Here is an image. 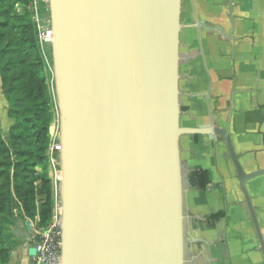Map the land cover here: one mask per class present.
I'll return each instance as SVG.
<instances>
[{
    "label": "water",
    "instance_id": "1",
    "mask_svg": "<svg viewBox=\"0 0 264 264\" xmlns=\"http://www.w3.org/2000/svg\"><path fill=\"white\" fill-rule=\"evenodd\" d=\"M181 1L48 0L60 264H185L184 135L224 140L264 259L245 185L264 168L246 173L227 131L179 122Z\"/></svg>",
    "mask_w": 264,
    "mask_h": 264
},
{
    "label": "crops",
    "instance_id": "2",
    "mask_svg": "<svg viewBox=\"0 0 264 264\" xmlns=\"http://www.w3.org/2000/svg\"><path fill=\"white\" fill-rule=\"evenodd\" d=\"M187 9L179 35L180 125L227 131L244 171L263 169L264 0H190ZM179 149L186 170L185 264H264L222 137L184 135ZM198 170L209 173L204 190L188 183V174ZM246 188L264 239V175ZM218 211L225 216L212 220ZM25 260L32 264L28 254Z\"/></svg>",
    "mask_w": 264,
    "mask_h": 264
},
{
    "label": "trees",
    "instance_id": "3",
    "mask_svg": "<svg viewBox=\"0 0 264 264\" xmlns=\"http://www.w3.org/2000/svg\"><path fill=\"white\" fill-rule=\"evenodd\" d=\"M30 5L31 0H0V77L12 120L6 140L0 137V264L8 261L6 244L15 219L34 221V228L43 231L54 207L46 179L54 101L46 82L52 75L37 42ZM187 179L198 190L210 183L204 170L189 173ZM37 182L46 193L43 200L38 199ZM223 216L219 212L211 219Z\"/></svg>",
    "mask_w": 264,
    "mask_h": 264
},
{
    "label": "rangeland",
    "instance_id": "4",
    "mask_svg": "<svg viewBox=\"0 0 264 264\" xmlns=\"http://www.w3.org/2000/svg\"><path fill=\"white\" fill-rule=\"evenodd\" d=\"M33 1L31 0L30 11L31 15L33 14ZM37 6L41 9V14L39 15V21H47L50 20L49 13L45 12L44 9L49 7L48 0H36ZM188 5V0H182V8H181V19L183 20L184 13L186 11ZM33 19L34 16L32 15ZM35 22V21H34ZM183 25V24H182ZM38 42V41H37ZM42 54V53H41ZM51 56L47 53V58ZM43 57V56H42ZM46 70H48L46 68ZM51 73V72H50ZM48 89L51 91L52 95H54V88L52 85V80H48L46 82ZM9 111V104L4 95V88L2 79L0 77V137L2 140H6L7 132L12 124V120L8 116ZM52 112V121H51V129L49 138L51 140L50 146L47 152V181L50 187V192L53 193L55 189V184H57L58 178H60V168H59V159H58V152H59V116H58V108L54 101L52 102L51 106ZM182 174L186 177V170L182 168ZM185 180V179H184ZM184 184V182H183ZM35 189L38 192V199H44L46 197V193L44 190L39 191L41 187V183L37 182L34 185ZM185 188V186H184ZM54 195V194H53ZM242 197V196H241ZM26 222L34 228V221L30 220H23V219H15L14 225L9 227V233L12 235V238L7 241L6 248L8 249V261L6 264H26L28 263L26 258V247L32 245V239L34 237L33 232H27V228L25 226ZM38 230V229H37ZM41 230V229H39ZM20 250L22 253H20ZM19 252V253H18Z\"/></svg>",
    "mask_w": 264,
    "mask_h": 264
},
{
    "label": "built area",
    "instance_id": "5",
    "mask_svg": "<svg viewBox=\"0 0 264 264\" xmlns=\"http://www.w3.org/2000/svg\"><path fill=\"white\" fill-rule=\"evenodd\" d=\"M33 16L37 30V41L45 61L46 67L51 72L50 57L47 58V53L50 55V46L53 41L51 36L50 20L39 21L41 9L37 6L36 0L33 1ZM49 13V7L44 9ZM59 181V178H58ZM58 181L55 184L53 191L54 207L53 215L49 226L45 230H37L32 228L34 237L31 247L35 248V256L32 257V264H60L59 249H60V201L58 195Z\"/></svg>",
    "mask_w": 264,
    "mask_h": 264
},
{
    "label": "flooded vegetation",
    "instance_id": "6",
    "mask_svg": "<svg viewBox=\"0 0 264 264\" xmlns=\"http://www.w3.org/2000/svg\"><path fill=\"white\" fill-rule=\"evenodd\" d=\"M188 1H190V0H188ZM191 1H192V0H191ZM252 180H253V179H252ZM250 181H251V180H250ZM248 182H249V181H248ZM246 183H247V182H246ZM245 185H246V184H245ZM246 189H247V188H246ZM247 192H248V191H247ZM248 194H249V193H248ZM242 196H243V195H242ZM249 196H250V195H249ZM219 212H222V211H218L217 213H219ZM217 213H215V214H217ZM223 213H224V212H223ZM213 215H214V214H213ZM224 216H225V214H224ZM224 216H223V217H224ZM220 219H222V217H221ZM220 219H219V220H220Z\"/></svg>",
    "mask_w": 264,
    "mask_h": 264
},
{
    "label": "bare ground",
    "instance_id": "7",
    "mask_svg": "<svg viewBox=\"0 0 264 264\" xmlns=\"http://www.w3.org/2000/svg\"><path fill=\"white\" fill-rule=\"evenodd\" d=\"M60 177H61V174H60Z\"/></svg>",
    "mask_w": 264,
    "mask_h": 264
}]
</instances>
